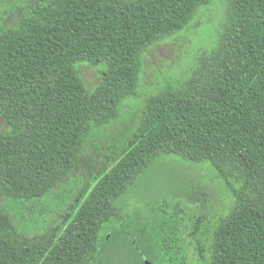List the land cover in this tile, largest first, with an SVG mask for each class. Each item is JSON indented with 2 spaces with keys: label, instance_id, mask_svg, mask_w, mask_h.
Listing matches in <instances>:
<instances>
[{
  "label": "trees",
  "instance_id": "trees-1",
  "mask_svg": "<svg viewBox=\"0 0 264 264\" xmlns=\"http://www.w3.org/2000/svg\"><path fill=\"white\" fill-rule=\"evenodd\" d=\"M210 1L0 0L18 16L10 26L0 19V264H264V0H225L215 45L187 77L146 98L126 143L105 155L59 221L29 235L5 208L64 185L93 128L135 95L144 53ZM81 61L104 66L92 90ZM160 154L209 163L233 191L231 211L205 239L204 216L189 230L161 206L102 233L116 199Z\"/></svg>",
  "mask_w": 264,
  "mask_h": 264
},
{
  "label": "rangeland",
  "instance_id": "rangeland-1",
  "mask_svg": "<svg viewBox=\"0 0 264 264\" xmlns=\"http://www.w3.org/2000/svg\"><path fill=\"white\" fill-rule=\"evenodd\" d=\"M225 6V0H211L197 10L185 28L148 48L142 57L135 95L119 104L117 117L110 123L93 128L64 185L41 199L6 201L5 208L19 231L33 235L59 221V215L68 207L74 193L87 183H93L105 155L126 143L136 128L146 98L158 92L165 83L187 77L197 56L215 45L226 18ZM16 12L7 10L4 13L1 8V22L6 26L15 24ZM76 68L86 87L92 90L99 83L104 66L81 61ZM0 128H6L1 116ZM115 204L118 215L103 225L105 235L130 226L136 219L143 220L150 211L161 206L167 213L176 212L182 226L189 230L195 216H204L200 236L205 239L207 228L231 211L235 197L209 163H194L179 155L160 154L127 186ZM187 256L197 260L196 248L188 247Z\"/></svg>",
  "mask_w": 264,
  "mask_h": 264
},
{
  "label": "water",
  "instance_id": "water-1",
  "mask_svg": "<svg viewBox=\"0 0 264 264\" xmlns=\"http://www.w3.org/2000/svg\"><path fill=\"white\" fill-rule=\"evenodd\" d=\"M147 264H149V263L147 262Z\"/></svg>",
  "mask_w": 264,
  "mask_h": 264
}]
</instances>
